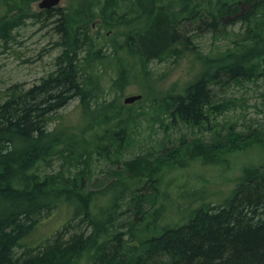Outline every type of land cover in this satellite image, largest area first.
Listing matches in <instances>:
<instances>
[{
    "label": "trees",
    "instance_id": "1",
    "mask_svg": "<svg viewBox=\"0 0 264 264\" xmlns=\"http://www.w3.org/2000/svg\"><path fill=\"white\" fill-rule=\"evenodd\" d=\"M36 1L0 0V40L7 43L26 18L53 17L59 10L31 15ZM59 15L56 29L65 36V48L55 71L27 89L9 87L0 103V264H264V165L245 168L223 205L202 204L186 222L162 225L161 233L152 232L159 215L146 210L154 197L141 193L146 185L156 189L164 162L207 161L224 147L238 151L260 141L233 126L222 135L213 122L235 108L234 98L221 95L224 89L264 78V0H82L72 13ZM94 19L124 38L120 49L139 61L145 76L152 61L186 53L196 61L197 76L182 93L153 98L149 106L164 132L185 128L194 135L176 137L168 155L124 158L143 111L99 101L98 82L89 72L97 54L88 48L78 57ZM207 34L226 42L216 55L196 45ZM128 70L117 66L115 86L123 88ZM73 99L80 111L76 123L57 114ZM197 133L209 134V140ZM56 160L60 171L41 173ZM97 163L115 170L110 185L124 187L102 213L89 190ZM62 206L71 210L63 228L80 220L83 229L69 231L66 239L59 233L26 243L43 215ZM145 233L150 236L141 237Z\"/></svg>",
    "mask_w": 264,
    "mask_h": 264
},
{
    "label": "rangeland",
    "instance_id": "2",
    "mask_svg": "<svg viewBox=\"0 0 264 264\" xmlns=\"http://www.w3.org/2000/svg\"><path fill=\"white\" fill-rule=\"evenodd\" d=\"M40 1L30 5L31 15L41 12L38 7ZM80 1L82 0H62L55 7L59 10L54 11L53 17H46L45 14L30 16L12 31L7 43L0 40V103L5 100V91L9 87L17 85L27 89L55 71L56 60L65 48V36L56 29L59 13H72ZM92 23L93 27L87 28V39L79 50L78 57L83 59L88 48L92 49L95 56L97 54V59L90 64L89 72L98 82L99 101L108 103L114 100L123 104L126 97L142 95L141 100L133 103L136 112L143 111V115H139L141 125L124 158L131 159L149 152L161 158L177 146L176 137L183 134L187 135L188 140L194 137L185 128H179L181 131L177 134L170 128L164 132L161 123L152 120L154 111L149 107L153 98L161 99L169 94H180L195 79L199 67L192 55L186 53L174 60L152 61L147 66L148 75L145 76L141 72L139 61L120 49L124 38L116 34L117 32L102 29L97 19L90 25ZM225 43L222 39H213L211 34H207L196 45L203 54L216 55L225 48ZM119 65L129 68L122 89L114 84ZM221 95L234 98L235 108L215 118L214 131L218 132L222 127L221 133L225 135L226 129L233 126L236 132H243L245 135L253 133L260 141H252L247 148L238 151L228 152L224 147L207 161L201 157L192 160L188 157H177L174 162L162 163L160 182L156 184V189L146 185L141 192L154 197V203L146 205L148 212L156 211V218L159 215L152 229L154 233H161L166 224L186 222L191 211L197 210L202 204L223 205L232 196L245 168L264 165V78L260 77L256 82L233 85L224 89ZM57 114L65 115L74 123L80 121L78 100H71ZM53 127L54 123L48 125L50 130ZM195 137L206 141L210 135L197 133ZM61 163L60 160L53 161L48 167H41L40 171L42 174L57 173ZM113 172L115 170L101 163L92 167L89 190L95 193L93 206L97 207L99 213L108 206L114 194L124 189L121 184L110 185L117 178L113 176ZM124 209L125 206L119 211ZM70 216L71 210L65 206L43 215L39 229L26 243L32 245L46 238L52 239L59 233L64 234L63 239H66L70 232L82 230L83 223L80 220L79 223L74 222L73 227L67 231L63 228ZM146 234L150 236V233H145L141 237Z\"/></svg>",
    "mask_w": 264,
    "mask_h": 264
},
{
    "label": "water",
    "instance_id": "3",
    "mask_svg": "<svg viewBox=\"0 0 264 264\" xmlns=\"http://www.w3.org/2000/svg\"><path fill=\"white\" fill-rule=\"evenodd\" d=\"M62 0H41L38 3V7L40 10H50L52 8H55ZM142 95H132L129 97H126L123 100V104L125 105H131L135 103L136 101L141 100Z\"/></svg>",
    "mask_w": 264,
    "mask_h": 264
}]
</instances>
